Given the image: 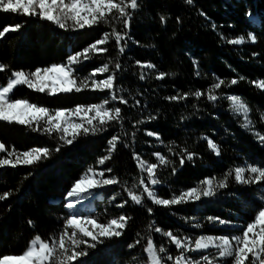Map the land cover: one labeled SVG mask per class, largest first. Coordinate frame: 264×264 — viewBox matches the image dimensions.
<instances>
[{"label":"trees","instance_id":"trees-1","mask_svg":"<svg viewBox=\"0 0 264 264\" xmlns=\"http://www.w3.org/2000/svg\"><path fill=\"white\" fill-rule=\"evenodd\" d=\"M138 4L135 10L128 9L131 16L127 29L119 21L84 29L73 28L69 22L68 28L61 29L39 16L0 11V30L22 25L0 37V64L6 66L0 72V84L6 86L14 71L30 73L36 68L67 64L69 55L82 52L107 32L110 39L101 47L108 51L89 53L88 60L81 57L80 63L73 65L74 75L79 85L80 79L107 63L109 72L97 73L95 78L101 80L115 73L114 85L120 90L116 94L128 101L120 104L111 99L108 90H92L91 81L80 92L50 95L24 85L14 89L13 99H27L37 107H47L49 112L108 100L107 108H121V119L109 122L104 131L81 134L71 144L63 143L60 133L44 132V123L29 127L0 121L2 158L15 160V155L9 156L13 150L19 154L35 147L48 148L50 153L33 165L0 167V195L10 193L0 201V258L22 254L36 236L49 242L53 237L58 240L69 215L64 204L67 192L89 168L100 167L98 161L108 155V141L113 136L120 138L117 148L101 166L106 172L112 170L108 175L117 183L96 199L89 217L97 224H107L120 215L131 219L120 237L101 238L103 243L95 248L81 245L77 250L86 254L73 264H148L144 248L149 237L157 251L161 246L167 249L160 254L165 264H174L180 252L163 232L170 231L182 240L189 238L190 248L200 237L232 238L241 234L247 223L254 222L264 206V180L250 184L235 180L236 167H264V142L259 141L264 136V89L253 83L264 80V0H193L191 4L186 0H138ZM113 28L127 32L122 54L111 35ZM250 33L256 36L255 42L248 39ZM241 37V44L228 42ZM137 61L155 67L141 68ZM117 62L121 65L118 71ZM161 72L166 75L157 79ZM141 74L145 79H140ZM217 78L225 84L215 90L218 99L209 101V89L218 82ZM233 79L237 83L230 85ZM197 90L203 93L199 99L192 95ZM185 93L189 95L184 99H165ZM230 95L239 96L247 105V118L252 121L249 128L242 126L245 116L232 110L227 99ZM37 127L39 130L33 131ZM149 131L156 135H147ZM208 139L218 146L219 155L209 148ZM157 152L170 163L160 165L154 155ZM134 153L158 165V184L148 182L147 173L137 167ZM188 153L194 154L192 160H187ZM181 157L185 158L183 166ZM227 173H231L227 186L215 188L213 195L168 206L153 204L140 184L143 179L157 198L172 199L193 187L202 191L201 182L206 178L215 177V185ZM251 175L245 172L246 179ZM126 189L141 195L143 203L131 201ZM209 217L228 223L222 225ZM197 224L199 227H195ZM156 227L163 231L155 232ZM67 231L71 235L73 229ZM130 244L134 247L129 248ZM169 254L173 261H167ZM185 255L200 260L208 253L189 251ZM209 259L215 264H232ZM251 260L249 257L246 264Z\"/></svg>","mask_w":264,"mask_h":264},{"label":"snow or ice","instance_id":"snow-or-ice-1","mask_svg":"<svg viewBox=\"0 0 264 264\" xmlns=\"http://www.w3.org/2000/svg\"><path fill=\"white\" fill-rule=\"evenodd\" d=\"M191 4L193 0H186ZM139 7L138 0H0V11L22 13L25 16H39L40 19L50 21L53 24L59 26L61 29L71 26L76 29H84L86 26L91 27L101 23L110 24L114 21H119L123 24L124 28L129 27V19L131 13L128 9L135 10ZM38 9V11H37ZM203 15V13H201ZM165 18L161 16V22H164ZM22 27L21 24L5 26L3 30H0V37H4L9 31H17ZM112 36L115 37V42L119 48L120 53H124L125 45L122 41L125 40L127 32H120L113 28ZM110 34L105 32L103 38L97 39L94 43L85 47L82 52H77L74 55H69L67 64H53L51 67L36 68L35 71L26 73L24 71L12 72V77L9 78L7 85L0 84V121H6L9 123L15 122L19 125L32 126L35 122L38 126L42 120L45 121L46 126L43 131L52 134L53 132L60 133L59 139L65 144H71L81 134L87 135L89 133L96 134L97 132L104 131L105 126L111 121H119L121 119V108L115 107L109 109L106 105L109 103L105 100L101 104H94L87 107L77 106L74 110H57L54 115L49 113L47 107H37L35 104L29 103L27 99H13L12 93L16 86L27 85L30 89H35L41 93H44L47 89L48 93H70L73 90L80 92L83 89L89 87L88 81H91L92 90H108L111 95V99L118 100L120 104H127L128 101L123 96H118L116 93L119 89L115 88L114 80L115 73L109 74L105 79L97 80L95 77L97 73L109 72V64H104L102 67L94 69L89 76H85L77 83L75 78V69L73 65L80 63L81 57L84 60L90 59L89 53H104L108 49L101 47L108 43ZM248 39L255 42L256 36L249 34ZM231 44H241L244 42V38L241 37L235 40L228 41ZM255 55V54H254ZM141 68L152 69L155 65L141 64L140 61L136 62ZM195 64L196 62L193 61ZM5 65L0 64V72L5 70ZM121 65L119 62L115 64V69L120 70ZM166 74L161 72L157 79H162ZM199 75V73H197ZM140 79H145V75L141 74ZM214 83L209 89L207 99L209 101H216L218 96L215 94V90L220 89L221 85L225 84L224 80H219ZM243 79V77H241ZM51 81V83H49ZM237 80L230 81V85H235ZM257 88L264 89V80L258 82L254 81ZM185 93L183 96L177 94L165 99L176 101L178 99H184L188 96ZM197 99H199L203 93L199 90L192 93ZM227 99L231 102L232 110L236 114L243 113L245 115V123L242 125L246 129L252 124V121L247 118L249 111L247 105L243 102L242 98L235 95H230ZM139 103V101H137ZM19 110V111H17ZM88 113H94L92 116H88ZM83 114V115H81ZM74 116L81 117V123L74 122L71 118ZM88 117L86 120L84 117ZM264 118V114H262ZM98 121L94 124L93 121ZM39 127L33 128V131H38ZM147 135L153 136L155 133L149 131ZM259 135V133H257ZM71 137V139H69ZM118 136H113L108 141V155H105L98 161L103 165L105 161L109 160L111 154L116 150L119 142ZM207 139V138H206ZM260 140L264 142V136H260ZM208 146L210 149L219 155L218 146L208 139ZM127 146V145H125ZM4 151V145L0 144V152ZM59 151V148L56 149ZM49 149L45 147H35L30 151H24L19 154L13 152L9 153V156L15 155V160L10 158H0V167L10 165L15 167L17 165H33L35 162L40 161L42 158L49 156ZM134 159L138 161L137 167L147 173V180L151 185H156L159 180L156 178V169L158 165L156 163H149L141 159L135 153ZM157 157L160 165H166L170 161L160 153H154ZM194 154L188 153L187 160H192ZM185 158L181 157L180 164L183 166ZM111 172V169H107ZM176 169L173 168V173ZM248 171L253 174L247 179L244 173ZM88 172L92 173V176L85 174L76 180L71 187V190L67 192V203L65 207L69 210V215L66 218L65 230L60 233L58 240L53 237L51 241L42 240L40 236H36L31 242L30 246L23 252L22 255H5L0 258V264H13L15 261H23L26 264H73L74 261L86 253L84 251H78L81 245H87L90 248H95L97 244L103 243L101 238H114L120 237L125 229L128 221L131 217L126 215H120L118 219H111L107 224H97L95 220H87V224L92 225L91 229L85 227H79L84 221L78 219L72 214V211L76 208L77 202L81 197V194L87 189L98 188L105 185H113L117 183L116 178H103L104 172L95 173L93 169L89 168ZM99 175L101 179H93V176ZM231 173L225 174L224 179L219 180L215 185V177L204 179L201 184L204 186L202 191L200 187H193L188 191L182 192L179 196H174L172 199H159L154 191H151L143 179L140 184L143 186V190L147 193L148 198L152 200L156 205H175L188 200H199L201 195L208 197L214 194L215 188L226 187L228 176ZM235 180L241 184H250L264 180V167L248 165L247 168L236 167L235 168ZM131 201L136 205L143 203L141 195L134 193L133 191L126 189ZM10 195L9 192H4L0 195V201L5 200ZM127 203V201H125ZM123 207V205H118ZM148 212L151 213L152 209L149 208ZM210 221H218L219 224H227L228 222L218 217H209ZM32 221H29L31 224ZM199 227V225H195ZM72 228L73 231L69 235L67 229ZM82 237H88L94 243H89L83 238H79L77 235V229ZM98 230V231H97ZM163 230L159 227L155 228V232L161 233ZM242 236L237 235L229 239L228 237H218L215 240L211 237L205 239L204 237L197 238L195 240L194 248H190V239L185 237L183 240L172 232H163V235L168 237L176 249L180 252L174 259V264H201L202 261L207 264H215V261L209 259L208 255L201 256L200 260H193L191 257L186 256L185 253L189 251L200 252L201 250H207L209 247H215L219 250L218 259L226 260L227 258H234L233 264H246L249 257L252 258L251 264H264V206L260 208L255 215L254 222L247 223V226L243 229ZM69 242L71 247H69ZM137 244L140 241H136ZM129 248L134 245H128ZM147 253L149 264H165V260L161 257V253H166L167 249L163 246L159 247L157 251L154 241L151 237L147 239V246L144 248ZM167 261H173L172 255H167Z\"/></svg>","mask_w":264,"mask_h":264},{"label":"rangeland","instance_id":"rangeland-1","mask_svg":"<svg viewBox=\"0 0 264 264\" xmlns=\"http://www.w3.org/2000/svg\"><path fill=\"white\" fill-rule=\"evenodd\" d=\"M67 2V0H66ZM14 78V77H13ZM90 82V80L88 81V83ZM49 83H51V81H49ZM18 86H22V85H18ZM18 86H16L15 88H17ZM24 86H27V85H24ZM35 90V89H34ZM47 91V89H46ZM19 111V110H17ZM50 114L54 115L55 112H49ZM82 115V114H81ZM240 115H244L243 113H240ZM245 116V115H244ZM245 118V117H244ZM74 122L76 123H81V117L80 116H74L71 118ZM6 122V121H4ZM9 123V122H8ZM15 123V122H14ZM41 123H44L45 124V121L42 120L40 122ZM33 124H36L35 122H33ZM39 124V125H40ZM46 125V124H45ZM259 141L260 138H259ZM4 151L0 152V158H2L1 156L3 155ZM100 167H98L97 169L93 170L95 173H100V172H104V177L103 178H110L109 175H108V172H106L104 169H102V166L101 164L99 165ZM146 172V171H145ZM143 172V173H145ZM89 176H92V173L88 172L87 173ZM245 175V173H244ZM93 179H101V177L99 175H96V176H93L92 177ZM114 185V184H113ZM113 185H105V186H101V187H98V188H92V189H87L85 190V192H83L81 194V197L79 199V202H77V205H76V208L72 211V214L75 215L78 219L84 221L83 224L79 225V227H85V228H88V229H91L92 228V225H89L87 224V220L90 219L89 215L93 212V204L94 202L96 201V199H99L101 196H102V193L109 189L111 186ZM67 196V195H66ZM67 203V199L66 197L64 198V204L66 205ZM65 209L67 210L68 214H69V210L65 207ZM77 230V233H79L78 231V228L76 229ZM98 231V230H97ZM80 234V233H79ZM242 232L241 234H239L240 236H242ZM82 235V234H80ZM234 237V236H233ZM85 238H88V237H85ZM205 239L209 238V237H204ZM215 240V238H218V237H211ZM229 239H231L230 237H228ZM90 239V238H88ZM30 246V244H29ZM28 246V247H29ZM147 246V245H146ZM194 248V247H193ZM27 250V249H26ZM194 253H202V252H205V253H208V256H210L211 258H214L216 260H221V259H218V256H219V250L215 247H209V249L207 250H201L200 252H196V251H193ZM23 254V253H22ZM20 254V255H22ZM145 255L147 257V253L145 252ZM233 259L234 258H227L226 260H221L222 262H231L233 264ZM147 261H148V257H147ZM13 264H26V262H23V261H15L13 262ZM148 264H149V261H148Z\"/></svg>","mask_w":264,"mask_h":264}]
</instances>
